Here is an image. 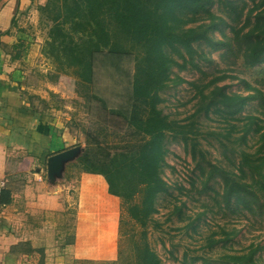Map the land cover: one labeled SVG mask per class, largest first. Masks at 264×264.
<instances>
[{"label":"trees","instance_id":"1","mask_svg":"<svg viewBox=\"0 0 264 264\" xmlns=\"http://www.w3.org/2000/svg\"><path fill=\"white\" fill-rule=\"evenodd\" d=\"M213 2L45 0L37 6L39 25L46 30L41 52L51 59L56 71L70 74L87 85L94 83L96 74L111 79L121 76L124 80L123 95L119 96L122 102L115 101L116 91L107 98L95 93L92 96L102 112L123 122L122 133H114L120 136L119 145H108L105 140L90 138L87 133L84 150L71 168L101 175L108 193L120 199L119 238L130 244L132 253L130 258L123 259V248L118 240L115 261L91 264H162L149 242L148 227L150 224L157 226L152 215L158 211V196L169 193V185L163 177L167 139L170 137L189 145L195 156L199 152L196 147L199 130L192 123H183L185 119L170 120L159 107L163 101L160 93L173 80L171 68L179 66L176 58L182 60V67L194 59L196 46L205 44L212 49L219 48L211 37L212 32L222 27L210 10ZM234 2L221 0L227 10H233ZM251 4L253 7L247 11L241 26L237 27L241 20L237 17L239 22L228 28L233 50L240 54L245 65L254 67L264 63V0H251ZM231 18L233 20V16ZM124 61L132 63V68H125ZM218 79H211L200 87L190 82L198 99L195 115L208 114L215 109L234 117L254 97L227 94L224 86L216 85ZM117 85L113 81L112 87ZM252 125L254 131L263 127L256 120H249L246 132ZM229 126L235 129L237 124ZM215 167L207 180L221 178V192L216 193L221 196L223 205L215 204L219 210L255 212L262 208L259 199H264V155L252 157L242 151L236 172ZM203 214L204 211L196 216L199 218ZM127 225L128 229L122 230ZM221 240L227 241L229 237L215 240L209 236L207 246L212 248ZM261 249L259 245H248L239 252L225 254L223 262L256 264L255 254Z\"/></svg>","mask_w":264,"mask_h":264},{"label":"rangeland","instance_id":"2","mask_svg":"<svg viewBox=\"0 0 264 264\" xmlns=\"http://www.w3.org/2000/svg\"><path fill=\"white\" fill-rule=\"evenodd\" d=\"M213 1L210 10L222 27L212 32L211 37L219 48L212 49L205 44L196 46V56L182 67V60L176 58L179 66L173 65L171 68L170 77L173 80L160 93L163 101L159 107L170 120L185 119L183 123L189 122L198 128L196 147L200 152L193 156L189 145L170 137L167 139L163 177L169 185V193L158 196V211L152 215L157 226L150 224L148 227L149 242L162 264H225V254L239 252L251 244L262 247L255 254V261L256 264H264V199H259L263 206L255 212L219 210L215 204L223 205L221 196L216 193L221 192V178L207 180L208 175L215 171L212 168L214 165L218 169L236 172L242 151L250 153L252 157L264 155V63L254 67L245 65L240 54L233 50L228 28V25L239 22L237 17H241L237 27L241 26L253 4L251 0H234L233 10H227L221 0ZM4 2L0 0V7ZM42 29L46 32L45 28ZM45 58L34 59V63L29 65V82L36 90L47 93L48 103L61 112L64 127L71 131L75 145L81 146L83 151L87 133H90V138L105 140L104 143L108 145H119L120 136L114 133H122L123 122L102 112L92 96L95 93L107 98L116 91L115 101L122 102L119 96L123 95V78L117 76L111 79L96 74L94 83L87 85L70 74L56 71L51 59ZM123 66L131 69L132 63L124 61ZM214 78H219L216 85L224 86L227 94L254 96L244 104L239 115L228 116L215 109L208 114L195 115L198 99L190 82L200 87ZM113 81L118 84L116 87H112ZM253 119L263 127L254 131L252 125L246 132V123ZM230 123L237 124V127L230 128ZM202 211L204 214L197 218L196 215ZM125 229H128V225L122 228ZM209 236L215 240L228 236L229 240L218 241L209 248ZM120 241L123 259L130 258V244L124 238ZM120 241L117 242V250Z\"/></svg>","mask_w":264,"mask_h":264},{"label":"crops","instance_id":"3","mask_svg":"<svg viewBox=\"0 0 264 264\" xmlns=\"http://www.w3.org/2000/svg\"><path fill=\"white\" fill-rule=\"evenodd\" d=\"M44 2L0 7V264L115 261L121 203L105 179L71 168L76 158L61 175L48 174L47 159L77 145L28 78L34 59H46L37 11Z\"/></svg>","mask_w":264,"mask_h":264},{"label":"water","instance_id":"4","mask_svg":"<svg viewBox=\"0 0 264 264\" xmlns=\"http://www.w3.org/2000/svg\"><path fill=\"white\" fill-rule=\"evenodd\" d=\"M81 151H82V147L76 146L72 149H68L50 156L47 159V169L49 176L61 175L63 164L67 161L73 160L74 158H76L77 160L81 154Z\"/></svg>","mask_w":264,"mask_h":264},{"label":"built area","instance_id":"5","mask_svg":"<svg viewBox=\"0 0 264 264\" xmlns=\"http://www.w3.org/2000/svg\"><path fill=\"white\" fill-rule=\"evenodd\" d=\"M4 188H5V181L3 179H0V197Z\"/></svg>","mask_w":264,"mask_h":264}]
</instances>
